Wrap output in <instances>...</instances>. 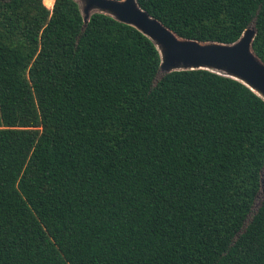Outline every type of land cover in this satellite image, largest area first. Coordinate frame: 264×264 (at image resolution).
<instances>
[{
    "label": "trees",
    "instance_id": "trees-1",
    "mask_svg": "<svg viewBox=\"0 0 264 264\" xmlns=\"http://www.w3.org/2000/svg\"><path fill=\"white\" fill-rule=\"evenodd\" d=\"M235 42L264 0H137ZM52 3V4H51ZM77 0H0V264H264V99Z\"/></svg>",
    "mask_w": 264,
    "mask_h": 264
},
{
    "label": "water",
    "instance_id": "water-1",
    "mask_svg": "<svg viewBox=\"0 0 264 264\" xmlns=\"http://www.w3.org/2000/svg\"><path fill=\"white\" fill-rule=\"evenodd\" d=\"M54 1V0H53ZM84 22L92 12H103L130 24L156 46L161 73L180 69H208L235 78L264 99V62L254 53L255 27H247L232 43L182 37L143 9L137 0H77ZM264 168L262 183L264 182ZM264 191V190H263Z\"/></svg>",
    "mask_w": 264,
    "mask_h": 264
},
{
    "label": "rangeland",
    "instance_id": "rangeland-1",
    "mask_svg": "<svg viewBox=\"0 0 264 264\" xmlns=\"http://www.w3.org/2000/svg\"><path fill=\"white\" fill-rule=\"evenodd\" d=\"M45 1V0H44ZM52 4V3H51ZM264 178V177H263ZM263 187H264V182H263Z\"/></svg>",
    "mask_w": 264,
    "mask_h": 264
}]
</instances>
